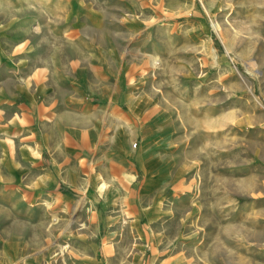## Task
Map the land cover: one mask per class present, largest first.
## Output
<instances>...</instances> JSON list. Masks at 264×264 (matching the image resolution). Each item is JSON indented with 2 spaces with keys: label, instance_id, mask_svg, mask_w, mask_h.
Segmentation results:
<instances>
[{
  "label": "rangeland",
  "instance_id": "374dc122",
  "mask_svg": "<svg viewBox=\"0 0 264 264\" xmlns=\"http://www.w3.org/2000/svg\"><path fill=\"white\" fill-rule=\"evenodd\" d=\"M14 34L20 76L34 64L35 44L53 67L37 76L67 77L70 89L106 74L138 100L141 90L144 99L153 97L152 118L134 109L138 128L145 120L163 124L165 140L178 133L177 148L189 147L196 212L192 228L174 240L163 231L172 224L165 218L162 230V222L148 226L164 239L131 236L90 263L74 260L67 241L34 246L23 210L9 206L0 211V233L19 234L11 264H264V0H0L2 43ZM132 137L137 148L139 136ZM135 185L134 197L141 175ZM129 200L128 222L138 204ZM60 222L51 216L50 225ZM177 243L180 259L173 258Z\"/></svg>",
  "mask_w": 264,
  "mask_h": 264
},
{
  "label": "crops",
  "instance_id": "0c3cea01",
  "mask_svg": "<svg viewBox=\"0 0 264 264\" xmlns=\"http://www.w3.org/2000/svg\"><path fill=\"white\" fill-rule=\"evenodd\" d=\"M16 36L3 43L0 37L1 212H8L9 206L23 210L22 223L34 246L46 249L67 241L74 247V260L90 263L100 250L110 254L131 236L164 239L166 234L157 235L148 226L162 222L158 228L162 230L165 218H172L163 229H170L172 240L180 229L192 228L196 211L191 199L196 191L189 147L177 148L178 133L171 132L165 140L163 124L152 127L145 120V127L138 128L134 109L143 111L145 119L152 118L157 112L152 109L153 97L144 99L141 90L138 100L132 89L121 90L106 74L99 73L95 83L86 81L88 87L76 80L70 89L67 77L37 76L35 70L53 67L35 44L29 46L34 64L20 76L22 67L14 61L19 53ZM120 99L138 107L129 109L128 103V109L122 108ZM132 136H139L137 148L131 146ZM139 175L143 185L134 197L131 189ZM110 198L116 202L105 200ZM129 199L138 204L130 210L128 222ZM54 214L61 218L58 225H50ZM18 221L12 228H19ZM17 236L0 233V261L14 262ZM177 246L173 258L180 259Z\"/></svg>",
  "mask_w": 264,
  "mask_h": 264
},
{
  "label": "bare ground",
  "instance_id": "6f19581e",
  "mask_svg": "<svg viewBox=\"0 0 264 264\" xmlns=\"http://www.w3.org/2000/svg\"><path fill=\"white\" fill-rule=\"evenodd\" d=\"M218 29V28H217ZM151 57V56H150ZM152 62H153V64L156 66L159 62H160V59H159V57L157 56V55H153L152 56ZM95 83V82H94ZM97 83V82H96ZM241 184V186H242V183H240ZM250 186V185H249ZM244 188V187H243ZM249 188V187H248ZM251 188V187H250ZM4 209V208H3ZM1 211V210H0ZM6 213V212H5ZM4 213V214H5ZM58 221V220H57ZM62 222V221H61ZM52 223H54V222H52ZM22 224V223H21ZM28 226V225H27ZM42 227V226H41ZM50 227V226H49ZM40 228V227H39ZM45 228V227H44ZM41 229V228H40ZM43 230V229H42ZM48 230V229H47ZM44 233H45V231H43ZM49 232V231H48ZM42 233V232H41ZM43 235V234H42ZM43 237V236H42ZM56 253V252H55Z\"/></svg>",
  "mask_w": 264,
  "mask_h": 264
}]
</instances>
